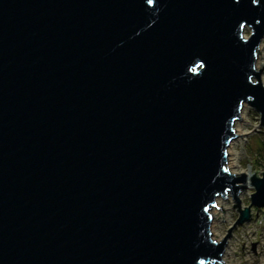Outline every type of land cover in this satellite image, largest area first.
Returning a JSON list of instances; mask_svg holds the SVG:
<instances>
[{
  "label": "water",
  "instance_id": "95a60500",
  "mask_svg": "<svg viewBox=\"0 0 264 264\" xmlns=\"http://www.w3.org/2000/svg\"><path fill=\"white\" fill-rule=\"evenodd\" d=\"M263 36L264 0H0V264H227L264 208L226 167Z\"/></svg>",
  "mask_w": 264,
  "mask_h": 264
},
{
  "label": "rangeland",
  "instance_id": "374dc122",
  "mask_svg": "<svg viewBox=\"0 0 264 264\" xmlns=\"http://www.w3.org/2000/svg\"><path fill=\"white\" fill-rule=\"evenodd\" d=\"M250 33L251 27L248 26L244 31V37L248 38ZM257 56H259L256 58L259 64L257 68L255 65V69L259 71L264 64V36L259 44ZM260 81L264 84V66L261 69ZM243 104V109L239 113L240 119L233 123L234 134L237 135L232 138L227 147L226 167L236 175L249 171L254 174L257 170L255 173L261 176L264 171V125L259 124L260 115L253 106L245 102ZM250 182V180L246 182L245 189H241L238 194L242 208L250 204V193L254 192ZM238 184L243 185L244 182H238ZM233 203L236 202L229 191L224 198L217 197L215 204L211 206L213 239H222L227 229L233 226L234 221L239 217L237 207L233 206ZM220 206L224 212L221 211ZM250 212V218L242 224H237L227 240L228 248L223 256L227 264H264V208L252 206Z\"/></svg>",
  "mask_w": 264,
  "mask_h": 264
},
{
  "label": "bare ground",
  "instance_id": "6f19581e",
  "mask_svg": "<svg viewBox=\"0 0 264 264\" xmlns=\"http://www.w3.org/2000/svg\"><path fill=\"white\" fill-rule=\"evenodd\" d=\"M246 29H247V27H245L244 28V31H246ZM257 57H259V56H257ZM256 57V58H257ZM258 64H259V61H256V68H257V66H258ZM242 109H243V107H242ZM236 130H238L237 128H236ZM232 172V171H231ZM252 174V172H247L246 173V178H245V180H246V182L248 183L249 182V177H250V175ZM217 203V202H216ZM211 228H212V225H211ZM226 247H225V250H224V253H223V255H222V257L224 256V254L226 253V248H228V246H227V244L225 245ZM224 261V260H223ZM214 264H220V263H218V262H215Z\"/></svg>",
  "mask_w": 264,
  "mask_h": 264
},
{
  "label": "trees",
  "instance_id": "16d2710c",
  "mask_svg": "<svg viewBox=\"0 0 264 264\" xmlns=\"http://www.w3.org/2000/svg\"><path fill=\"white\" fill-rule=\"evenodd\" d=\"M263 145H264V141H263ZM263 145H262V146H263ZM263 157H264V155H263Z\"/></svg>",
  "mask_w": 264,
  "mask_h": 264
}]
</instances>
